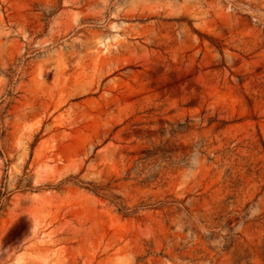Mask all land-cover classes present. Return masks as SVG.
I'll return each mask as SVG.
<instances>
[{
  "label": "rangeland",
  "instance_id": "1",
  "mask_svg": "<svg viewBox=\"0 0 264 264\" xmlns=\"http://www.w3.org/2000/svg\"><path fill=\"white\" fill-rule=\"evenodd\" d=\"M0 264H264V0H0Z\"/></svg>",
  "mask_w": 264,
  "mask_h": 264
}]
</instances>
